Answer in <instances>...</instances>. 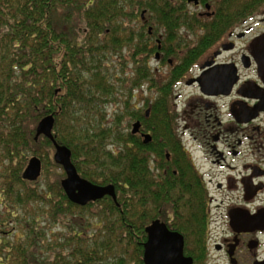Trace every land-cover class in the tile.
I'll return each instance as SVG.
<instances>
[{
    "label": "trees",
    "instance_id": "16d2710c",
    "mask_svg": "<svg viewBox=\"0 0 264 264\" xmlns=\"http://www.w3.org/2000/svg\"><path fill=\"white\" fill-rule=\"evenodd\" d=\"M262 4L264 0H221L213 37L254 15ZM144 11L155 30L164 22L169 41H176L172 29L181 19L207 31L210 25L196 15H178L174 0H0V227L15 215L12 207L25 211L17 219L21 240L0 238V252L6 251L0 264H129L126 256L135 252L136 264H144L145 228L157 218L179 230L187 253L203 260L206 218L193 219L198 222L193 228L190 179L161 178L149 169L148 152L163 155L159 139L167 127L161 115L164 100L152 103L149 118L143 110L148 106L145 83L158 81L148 68V55L157 49L150 48L153 36L147 30L134 40L124 22L142 19ZM206 28L189 52L193 63L210 45ZM125 46L131 62L137 65L141 57L144 63L117 79L118 85L103 62ZM183 66L171 68L170 78L183 76ZM134 98L144 104L142 109ZM113 104L119 107L109 120L106 109ZM51 114L56 139L72 150L81 176L115 186L119 205L110 196L94 203L89 210L93 227L82 222L81 211L87 208L71 202L61 185L65 173L53 159L52 141L43 135L35 139L38 123ZM131 121H140L141 132H150L153 141L146 144L140 134L128 131L124 122ZM32 156L43 163L41 187L23 179ZM57 224L64 230L53 232ZM192 241L195 252L188 251Z\"/></svg>",
    "mask_w": 264,
    "mask_h": 264
},
{
    "label": "flooded vegetation",
    "instance_id": "af4514ba",
    "mask_svg": "<svg viewBox=\"0 0 264 264\" xmlns=\"http://www.w3.org/2000/svg\"><path fill=\"white\" fill-rule=\"evenodd\" d=\"M220 1L174 0L178 15L210 21L207 31L204 25L179 20L172 29L176 41L168 40L164 22L155 36V26H148L142 16L149 35L156 37L154 58L160 65L153 72L162 77L150 83L149 92H156L146 97V117L159 97L164 100L161 115L167 122L159 136L163 155L148 152V164L158 177L174 174L190 179L192 220L206 218L203 260L187 253L185 239V255L193 259L192 264H264V4L254 15L213 37ZM205 28L211 34L210 45L193 63L189 52L197 47ZM126 50L121 57L129 56ZM179 64L187 69L183 76L171 79V68ZM205 71L207 92L197 81ZM231 78L236 79L232 85ZM192 87L195 94L183 92ZM178 100H185L181 108ZM143 133L150 134H137ZM195 226L198 222L193 220ZM191 249L195 252V244Z\"/></svg>",
    "mask_w": 264,
    "mask_h": 264
},
{
    "label": "water",
    "instance_id": "95a60500",
    "mask_svg": "<svg viewBox=\"0 0 264 264\" xmlns=\"http://www.w3.org/2000/svg\"><path fill=\"white\" fill-rule=\"evenodd\" d=\"M192 1V0H190ZM207 71L197 81L203 85L207 81ZM236 79H230L232 85ZM202 91L208 90L202 87ZM149 114V111H148ZM55 117L53 114L43 117L37 125L35 139L41 135L50 139L54 145L53 159L56 164L62 166L65 177L61 185L69 200L76 205L83 206L88 202L96 201L105 196H111L117 201V193L113 184L100 185L84 178L79 173L72 161V150L57 141L54 128ZM141 130V122L136 121L132 126V133L137 134ZM143 142L149 143L152 135L143 133ZM43 163L38 156H32L23 171V179L26 181H37L42 174ZM118 204V203H117ZM147 241L144 243V264H192L193 259L185 255V237L182 233L171 230L161 219L153 220L146 228Z\"/></svg>",
    "mask_w": 264,
    "mask_h": 264
},
{
    "label": "rangeland",
    "instance_id": "374dc122",
    "mask_svg": "<svg viewBox=\"0 0 264 264\" xmlns=\"http://www.w3.org/2000/svg\"><path fill=\"white\" fill-rule=\"evenodd\" d=\"M189 9L190 10H194L192 6H189ZM145 17H146L147 20L149 19L148 20V26H150V25H152V26L154 25L155 26V22L154 21H150V18H149L150 16H149L148 13H145ZM124 22H125V27L128 30V33L131 34V37H133L134 40L137 38L136 33L140 32V31L142 32V30L145 32V30L148 29L147 26H144V22H143V20L141 18H139V19L126 18L124 20ZM157 29H158V27L156 26V31H157ZM133 32H135L134 35H132ZM196 37H197V35H196ZM155 38L156 37H154L152 39L151 44H150L151 45L150 48H155L156 47V41H154ZM138 40H139V38H138ZM134 42H136V41H134ZM138 42H145V41L139 40ZM123 50H126V48H124ZM123 54H125V52H122V53L117 52L112 58L109 55V57L108 58L106 57L107 59H105L104 62H103V64L106 65L108 69H110V73H113L114 76L116 75L117 78L115 77V81L117 82L118 85H120L121 83L117 79L122 80L123 78H125L127 76H130L131 74H133V72L135 71V68L137 66L139 67L142 63H144V59L140 57L138 64L135 65V63L133 61H132L133 63L131 62V59H130L129 56L121 57ZM110 60H112V62H110ZM159 65L160 64L158 63V61L155 60V58H154V52H153L152 55H148V68L151 70L152 73H154L153 70L154 69L156 70V68H158ZM161 71H163L164 73L167 72L168 71V64H165L164 67L162 66L161 67ZM154 74H155V76H154L155 79L154 80L158 79V81H157V83H158L159 82V78L161 79L162 77H161V75H159L158 72H156ZM150 83L151 84H156V83H153L152 81L147 83V84L145 83L144 95H143L144 98L147 97V96L152 98L153 97V93L156 92L155 90L149 92V89H150V86H151ZM152 88L156 89L157 87L153 86ZM183 92L187 93V95L195 94L196 93V89H194L193 87L192 88H187ZM139 94H140V91H139ZM118 97H119L118 101L119 102L122 101V99L124 97L122 92L120 93V95ZM118 101H117V103H119ZM133 101H135L137 103V100L135 98H134ZM178 101H179L178 107L181 108L185 104V100H178ZM137 105H138V108H140V109H142L143 106H144V104L141 101H139L137 103ZM118 107H119V104H117V105L113 104V105L109 106L108 109H106L107 113L109 114L107 116L109 120H112L113 115L115 113L114 110L116 108H118ZM143 110L145 111V108H143ZM133 122L134 121H131V123L129 125H127L126 122H124V125L127 126L126 128H127L128 131H131ZM0 171H1V167H0ZM44 181H45V178H43V177L41 178L40 177V179H38L37 181L32 182L33 183L32 185L34 187H38V186L41 187L43 185V183H45ZM29 182H31V181H29ZM32 206H33L32 204H28V207L32 208ZM96 206L97 205H93V206H90L89 208H87L85 211H81V216L84 218V219H82V222L84 224H88L90 227H93V226H91L90 223H89V210H92V209L94 210ZM1 209H2V206L0 205V211H1ZM148 209L150 210V207H148ZM11 210H12V212L15 211V215L11 216L9 218V220H7L4 223H2L3 225L0 227V238H1V240H6V241L14 243L15 240H18V239L21 240L20 236L23 235V233H22L23 227L21 226L20 222L17 221V219L19 218V216H23L25 211L22 208H16V206L12 207ZM169 213H171V211ZM164 214H165V217L169 216L166 212H164ZM172 218H173V221H174L173 213H172ZM173 221H171L170 224ZM51 229L53 230V232L63 231L64 230V228L61 225H58V224L55 225V226H52ZM140 239L141 238H138V240H140ZM193 244H194V241L189 242L188 251H193L191 249L193 247ZM7 245H9V244H7ZM7 245H6V247H7ZM4 253H6V251L5 252H0V259H2V256L4 257ZM137 255L138 254L135 252L131 256H126L127 261L129 262V264H136V260L138 258Z\"/></svg>",
    "mask_w": 264,
    "mask_h": 264
}]
</instances>
